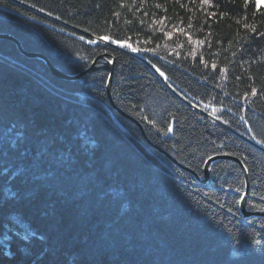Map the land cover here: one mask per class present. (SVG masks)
<instances>
[{
  "label": "trees",
  "instance_id": "1",
  "mask_svg": "<svg viewBox=\"0 0 264 264\" xmlns=\"http://www.w3.org/2000/svg\"><path fill=\"white\" fill-rule=\"evenodd\" d=\"M0 33L68 74L114 58L112 97L149 139L201 176L238 158L264 210L256 0H0ZM108 76L63 79L0 39V264H264L242 165L197 181L112 107Z\"/></svg>",
  "mask_w": 264,
  "mask_h": 264
},
{
  "label": "water",
  "instance_id": "2",
  "mask_svg": "<svg viewBox=\"0 0 264 264\" xmlns=\"http://www.w3.org/2000/svg\"><path fill=\"white\" fill-rule=\"evenodd\" d=\"M0 39H9L11 41H13L17 48L19 49V51L25 55L26 57H30V58H34L37 57L39 59H41L47 66L48 68L51 70L52 73H54L55 75L63 78V79H68V80H74L77 79L81 76H83L86 73H89L91 71L94 70H98V69H106L109 71V76H108V80H107V85H106V90H107V98L109 103L112 105V107L119 112L120 114L124 115L125 117L133 120L140 128L141 133L143 134L144 138L147 140L148 143H150L154 148H156L157 150H160L162 153H164L165 155L169 156L178 166H180L181 168L190 171L195 179L201 183H205L206 181H208L209 177H210V166L212 165V163H214L217 160H221V159H230V160H235L238 161L242 167L244 168L243 163L236 157L232 156V155H228V154H217L214 156H211L209 159L206 160L205 165H204V177H201L196 171H194L193 169H190L188 167H186L185 165H183L180 161L176 160L175 157H173L169 152H167L165 149H162V147H160L157 144H154L148 137V135L145 132V129L143 127V125L136 120L135 118H133L131 115L127 114L126 112H124L114 101L113 97H112V83H113V78H114V73H115V59L111 58V59H107V54H101L99 55L93 62L92 64L86 68L85 70L79 72V73H75V74H68L65 73L64 71L60 70L59 68H57L56 66H54V64L52 63V61L45 55L42 54L40 52H32V51H27L26 49H24V47L22 46L21 42L14 37L13 35L7 34V33H0ZM103 60L104 63L102 64H98V60ZM244 182H245V191L242 194L241 200H240V204H239V211L240 213L244 216V217H252V216H259V215H264V211H257V212H252L250 210H248L246 208V202H247V196H248V191L250 189V181H249V175L247 170L244 168Z\"/></svg>",
  "mask_w": 264,
  "mask_h": 264
},
{
  "label": "bare ground",
  "instance_id": "3",
  "mask_svg": "<svg viewBox=\"0 0 264 264\" xmlns=\"http://www.w3.org/2000/svg\"><path fill=\"white\" fill-rule=\"evenodd\" d=\"M152 141V140H151ZM153 142V141H152ZM154 144H157V143H155V142H153ZM158 145V144H157ZM163 149V148H162ZM159 152H161L160 150H158ZM162 153V152H161ZM164 154V153H163ZM215 155H217V154H215ZM212 156H214V155H212ZM211 157V156H210ZM209 157V158H210ZM208 158V159H209ZM176 160H178L177 158H176ZM230 160V159H229ZM179 161V160H178ZM218 161V160H217ZM181 162V161H180ZM216 162V161H215ZM214 162V163H215ZM242 162V161H241ZM182 163V162H181ZM214 163H212V165L214 164ZM243 163V162H242ZM183 164V163H182ZM183 165H185V164H183ZM205 165V164H204ZM212 165L210 166V177H211V168H212ZM244 165V164H243ZM186 167H188V168H190L189 166H187V165H185ZM244 168L247 170V168L244 166ZM244 168H243V171H244ZM190 169H192V168H190ZM194 170V169H193ZM186 171H188V170H186ZM195 171V170H194ZM203 171H204V169H203ZM188 172H190V171H188ZM197 172V171H196ZM247 172H248V170H247ZM198 173V172H197ZM199 174V173H198ZM200 175V174H199ZM249 175V174H248ZM194 176V175H193ZM201 176V175H200ZM201 177H204V172H203V176H201ZM210 177H209V179H208V181L210 180ZM208 181H206L205 183H207ZM250 181V180H249ZM245 183V182H244ZM246 187V186H245ZM251 189V188H250ZM250 189H249V191H248V196H247V202H246V208L248 209V210H250V211H252V212H257V211H264V210H252V209H249L248 208V199H249V194H250ZM245 191V190H244ZM244 193V192H243ZM242 193V194H243ZM241 197H242V195H241ZM240 200H241V198H240ZM239 204H240V201H239ZM238 209H239V206H238ZM240 212V211H239ZM241 214V213H240ZM242 215V214H241ZM243 216V215H242ZM262 216H264V215H262ZM261 215H259V216H252V217H244L245 219H250V218H253V217H262Z\"/></svg>",
  "mask_w": 264,
  "mask_h": 264
},
{
  "label": "rangeland",
  "instance_id": "4",
  "mask_svg": "<svg viewBox=\"0 0 264 264\" xmlns=\"http://www.w3.org/2000/svg\"><path fill=\"white\" fill-rule=\"evenodd\" d=\"M256 4L258 5V6H263L264 7V0H256ZM102 63H104V61L101 59L100 60V62H99V60H98V64H102ZM58 68V67H57ZM60 69V68H59ZM61 70V69H60ZM250 142H253L252 140H249ZM252 144H254V145H256L257 147H259L260 149H263L262 148V146H260V144H257V143H252ZM92 264H95V263H92Z\"/></svg>",
  "mask_w": 264,
  "mask_h": 264
},
{
  "label": "snow or ice",
  "instance_id": "5",
  "mask_svg": "<svg viewBox=\"0 0 264 264\" xmlns=\"http://www.w3.org/2000/svg\"><path fill=\"white\" fill-rule=\"evenodd\" d=\"M102 39H104L103 37H102ZM115 42V41H114ZM169 131H171V129H169Z\"/></svg>",
  "mask_w": 264,
  "mask_h": 264
}]
</instances>
